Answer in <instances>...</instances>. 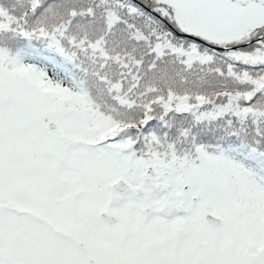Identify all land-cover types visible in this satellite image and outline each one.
<instances>
[{"label":"snow or ice","instance_id":"1","mask_svg":"<svg viewBox=\"0 0 264 264\" xmlns=\"http://www.w3.org/2000/svg\"><path fill=\"white\" fill-rule=\"evenodd\" d=\"M0 264H264V0H0Z\"/></svg>","mask_w":264,"mask_h":264}]
</instances>
